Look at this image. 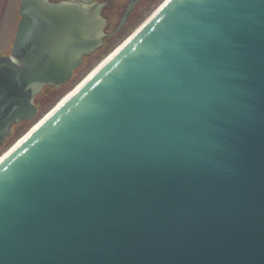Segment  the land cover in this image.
Segmentation results:
<instances>
[{
    "label": "water",
    "instance_id": "water-1",
    "mask_svg": "<svg viewBox=\"0 0 264 264\" xmlns=\"http://www.w3.org/2000/svg\"><path fill=\"white\" fill-rule=\"evenodd\" d=\"M138 1L111 33L105 3L19 1L0 55V264H264V0H165L1 152Z\"/></svg>",
    "mask_w": 264,
    "mask_h": 264
},
{
    "label": "rangeland",
    "instance_id": "rangeland-1",
    "mask_svg": "<svg viewBox=\"0 0 264 264\" xmlns=\"http://www.w3.org/2000/svg\"><path fill=\"white\" fill-rule=\"evenodd\" d=\"M20 0H12L6 19L0 27V55H8L10 53L11 44L15 35L18 16V4ZM97 3H105L106 7L103 11V16L107 21L108 29H113L119 23L120 17L123 13L129 0H92ZM163 0H140L137 11L129 19L122 33L107 41L105 48L101 49L99 53L87 59L81 69L72 79L69 85L60 92L51 93L49 90H42L40 95L36 97L35 105L38 107L37 116L28 122L23 127L16 138L3 151L8 149L19 137H21L38 119L46 114L67 92H69L81 79H83L90 70H92L104 57L111 53L122 41H124L135 29L140 25L150 13ZM110 24L112 25L111 27ZM106 27V29H107ZM103 46V45H102Z\"/></svg>",
    "mask_w": 264,
    "mask_h": 264
},
{
    "label": "trees",
    "instance_id": "trees-1",
    "mask_svg": "<svg viewBox=\"0 0 264 264\" xmlns=\"http://www.w3.org/2000/svg\"><path fill=\"white\" fill-rule=\"evenodd\" d=\"M50 1L56 2V1H59V0H50ZM138 5H139V4H138ZM138 5L135 7V9H134V10L131 12V14L129 15V17H128L126 23H125V25H126L127 22L129 21V19L134 15V13L137 11V7H138ZM125 25L123 26L122 29H124ZM111 26H112V25L110 24L109 27H111ZM122 29H121L116 35H114V36H112V37H110V38L105 39V40L103 41V46H102L99 50H97L96 52H94L93 54H91L89 57H85V58L83 59V64H82V66H81L80 68H78V69L74 72L73 77H74L79 71H81V69H82V67H83V65H84V63H85V61H86L87 59L93 57L95 54L99 53V51H101V49L105 48L106 45H107V41L110 40V39H113L114 37H116V36H118L120 33H122V31H123ZM73 77L71 78L70 81H68V82L65 83L64 85L60 86L59 88L46 87V88H44L43 90H49L52 94L55 93V92H60V91H62L63 89H65V87H67V85L70 84V82L72 81ZM39 95H40V94H39ZM39 95H37L36 97H38ZM36 97H35V100H36ZM37 108H38V107H37ZM27 124H28V122H22V123H20V124H18V125H16V126L13 127V133H12V135L7 139V141L4 143V145L2 146V148H1V152H3V150H4L9 144H11V142L16 138V136L18 135V133L20 132V130H21L23 127H25V125H27Z\"/></svg>",
    "mask_w": 264,
    "mask_h": 264
},
{
    "label": "bare ground",
    "instance_id": "bare-ground-1",
    "mask_svg": "<svg viewBox=\"0 0 264 264\" xmlns=\"http://www.w3.org/2000/svg\"><path fill=\"white\" fill-rule=\"evenodd\" d=\"M165 0H163L151 13L150 15L142 22L140 23L139 26L136 27V29L124 40L122 41L111 53H109L106 57H104L92 70H90V72H88V74H86V76L81 79L69 92H67L62 98L59 99V101L46 113L44 114V116H42V118L39 120V122H37V124L34 126H32V129L35 128L46 116H48L59 104H61V102H63L66 98H68L77 88H79V86H81V84H83V82H85L106 60H108V58L110 56H112V54L114 52H116L117 50H119L124 44L125 42L131 38V36L136 32V30L159 8V6L164 2ZM6 150L2 155V157H0V160L7 154Z\"/></svg>",
    "mask_w": 264,
    "mask_h": 264
},
{
    "label": "crops",
    "instance_id": "crops-1",
    "mask_svg": "<svg viewBox=\"0 0 264 264\" xmlns=\"http://www.w3.org/2000/svg\"><path fill=\"white\" fill-rule=\"evenodd\" d=\"M12 0H0V27L6 19L8 8ZM2 54V53H0Z\"/></svg>",
    "mask_w": 264,
    "mask_h": 264
},
{
    "label": "flooded vegetation",
    "instance_id": "flooded-vegetation-1",
    "mask_svg": "<svg viewBox=\"0 0 264 264\" xmlns=\"http://www.w3.org/2000/svg\"><path fill=\"white\" fill-rule=\"evenodd\" d=\"M59 1H60V0H59ZM139 2H140V0L138 1L137 5L139 4ZM137 5H136V6H137ZM105 7H106V4H105ZM105 7H104V8H105ZM104 8H103V11H104ZM115 27H116V26H115ZM115 27H114L113 29H110V28L108 29V27H107V29L105 30V32H106V33H111V32L114 31ZM110 37H112V36H108L107 38H110ZM107 38H105V39H107ZM105 39H104V40H105Z\"/></svg>",
    "mask_w": 264,
    "mask_h": 264
}]
</instances>
